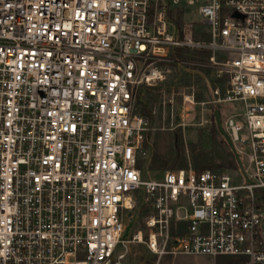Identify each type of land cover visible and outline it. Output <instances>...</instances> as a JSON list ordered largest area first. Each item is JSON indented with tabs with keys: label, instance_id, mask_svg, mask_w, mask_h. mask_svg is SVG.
<instances>
[{
	"label": "built area",
	"instance_id": "2783aa9c",
	"mask_svg": "<svg viewBox=\"0 0 264 264\" xmlns=\"http://www.w3.org/2000/svg\"><path fill=\"white\" fill-rule=\"evenodd\" d=\"M197 4L0 0V264H124L116 252L137 195L148 214L133 240L159 260L264 264V0H206L207 31L177 24ZM172 70L209 89L208 100L196 101V85L183 96L181 126L188 104L200 126L208 111L240 105L222 125L248 159L238 180L191 166L146 179L151 120L139 92Z\"/></svg>",
	"mask_w": 264,
	"mask_h": 264
},
{
	"label": "rangeland",
	"instance_id": "374dc122",
	"mask_svg": "<svg viewBox=\"0 0 264 264\" xmlns=\"http://www.w3.org/2000/svg\"><path fill=\"white\" fill-rule=\"evenodd\" d=\"M206 0H198V4L184 7L182 20L193 23L201 31H207L209 26L205 25L198 15V9L205 4ZM196 85L198 92L197 100H208L209 91L204 83H193L188 74L182 70H172L167 75L166 81L160 87H147L150 90H140L138 109L143 105L151 110V131L148 134V142L152 146V157L157 152L161 158L169 161L163 171H170L174 167L175 161L184 163L188 167H195L198 164L226 165L232 159L231 151L219 134L214 116L210 112L204 118L207 121L204 126L200 123V111L193 105L188 104L189 117L186 118L188 125L181 126L183 115V96L191 94L190 87ZM172 100V104L169 101ZM165 103V105H164ZM239 104H227L219 106L221 122L224 126L228 118L235 113H240ZM214 115V114H213ZM240 121V120H239ZM192 124V125H191ZM179 137V138H178ZM245 138V136H243ZM177 144V145H176ZM238 147H240L238 145ZM154 148V149H153ZM180 152V153H179ZM233 155V154H232ZM234 157V156H233ZM245 168L248 167L246 155L241 157ZM149 169L153 173H148L146 179L156 177V174L163 171H156L151 166ZM230 173L240 178L237 170L224 168ZM217 169V170H224ZM258 196L264 198V193L256 192ZM140 196H136V207L124 214V234L122 244L119 245L116 254H124V264H237L239 259L235 257L219 256H194V257H163L158 259L145 245L133 240V237L144 227V216L139 203Z\"/></svg>",
	"mask_w": 264,
	"mask_h": 264
},
{
	"label": "trees",
	"instance_id": "16d2710c",
	"mask_svg": "<svg viewBox=\"0 0 264 264\" xmlns=\"http://www.w3.org/2000/svg\"><path fill=\"white\" fill-rule=\"evenodd\" d=\"M174 18H175L177 24H180V22L182 20V11H177L175 13ZM196 38H198V37L196 36ZM203 39L205 41H208L209 36L203 35ZM210 56H211V53L208 51L185 53L181 50L176 52V54L174 55V57L178 58V59H184V60H189V61H199V62H203V63L208 62ZM141 90H150V89L147 87H143V88H141ZM139 111H140L141 115L150 119L151 110L147 107V105H143L142 109ZM231 156H232V159L229 160L228 163L224 166L223 165H215V164L211 163V164H202V165L198 164L197 166H195L194 168L192 167V168L198 172H202L205 170H217V169H222V168L223 169L228 168L231 170H237V165H236L235 159H234L232 154H231ZM168 164H169L168 160L161 158L160 155L157 152H155L153 157H152V161L150 163V166H151V168H153L156 171H163L167 167ZM188 168L189 167L186 164H184V163L178 164V161H175L174 167H172L171 171L183 170V169H188ZM142 214L144 217L147 216L148 212L145 208H142ZM173 234L174 235L176 234L175 230L173 231Z\"/></svg>",
	"mask_w": 264,
	"mask_h": 264
},
{
	"label": "water",
	"instance_id": "95a60500",
	"mask_svg": "<svg viewBox=\"0 0 264 264\" xmlns=\"http://www.w3.org/2000/svg\"><path fill=\"white\" fill-rule=\"evenodd\" d=\"M233 16L235 18H239V14L238 13H234ZM214 119H215L216 127H217V130H218L219 134L222 136V138L224 139L225 143L229 147L231 153L235 157V160H236V163H237L239 169L241 170V172L243 173V175H245V171H244L243 164H242V161L240 159V156L237 153V151H236V149H235V147H234V145H233L230 137L225 132V130H224L223 126H222L221 116H220L219 110H215L214 111Z\"/></svg>",
	"mask_w": 264,
	"mask_h": 264
},
{
	"label": "crops",
	"instance_id": "0c3cea01",
	"mask_svg": "<svg viewBox=\"0 0 264 264\" xmlns=\"http://www.w3.org/2000/svg\"><path fill=\"white\" fill-rule=\"evenodd\" d=\"M205 85H206V88L208 89V86H207V84L206 83H204ZM208 91H209V89H208Z\"/></svg>",
	"mask_w": 264,
	"mask_h": 264
}]
</instances>
